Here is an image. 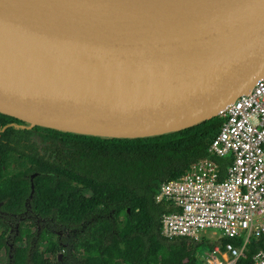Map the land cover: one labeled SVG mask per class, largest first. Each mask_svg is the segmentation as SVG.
<instances>
[{
    "label": "water",
    "instance_id": "1",
    "mask_svg": "<svg viewBox=\"0 0 264 264\" xmlns=\"http://www.w3.org/2000/svg\"><path fill=\"white\" fill-rule=\"evenodd\" d=\"M263 76L264 0H0V113L21 127L166 134Z\"/></svg>",
    "mask_w": 264,
    "mask_h": 264
},
{
    "label": "trees",
    "instance_id": "2",
    "mask_svg": "<svg viewBox=\"0 0 264 264\" xmlns=\"http://www.w3.org/2000/svg\"><path fill=\"white\" fill-rule=\"evenodd\" d=\"M222 122L217 115L166 134L107 138L21 127L28 124L0 113V247L9 229L13 243L0 264H200L197 250L211 245L162 236L161 216L175 209L154 194L209 156ZM211 158L222 171L229 162ZM29 215L35 230L24 224ZM58 232L67 235L60 260ZM260 249L264 235L251 238L237 264Z\"/></svg>",
    "mask_w": 264,
    "mask_h": 264
},
{
    "label": "built area",
    "instance_id": "3",
    "mask_svg": "<svg viewBox=\"0 0 264 264\" xmlns=\"http://www.w3.org/2000/svg\"><path fill=\"white\" fill-rule=\"evenodd\" d=\"M219 116L223 122L208 145L209 156L161 183L154 194L155 202L175 209L161 216L162 236L199 242L218 231L217 242L239 241L223 249L200 250L201 264H237L251 238L264 235V76ZM211 157L229 162L222 171ZM249 264H264V250H258Z\"/></svg>",
    "mask_w": 264,
    "mask_h": 264
},
{
    "label": "flooded vegetation",
    "instance_id": "4",
    "mask_svg": "<svg viewBox=\"0 0 264 264\" xmlns=\"http://www.w3.org/2000/svg\"><path fill=\"white\" fill-rule=\"evenodd\" d=\"M3 215H5V213L0 210V216H3ZM18 218L19 219H22L21 216H18ZM33 218H32V216L29 215L28 218L26 219V222H24V224L27 225V226H29V228L31 230H35V228H36V221L33 220ZM15 227H16V225H15ZM2 232H3V228L1 227L0 234ZM63 239H66L67 240V235H64L63 233L58 232L57 240L59 242V245L62 247V251L58 255L59 260H60L61 255H62L61 253H63L65 251L66 247H67V242L63 241ZM5 244L7 245L6 247L8 249L5 248L4 246H1L0 247V254L3 253V256H4V260L3 261H0V263H5L7 261V259L10 257V254L9 253H10V250L12 249V246H13L11 229H9L8 234L6 235Z\"/></svg>",
    "mask_w": 264,
    "mask_h": 264
},
{
    "label": "crops",
    "instance_id": "5",
    "mask_svg": "<svg viewBox=\"0 0 264 264\" xmlns=\"http://www.w3.org/2000/svg\"><path fill=\"white\" fill-rule=\"evenodd\" d=\"M187 238V237H186ZM210 240H213L212 239V237H208V239L207 238H205V237H203L202 238V240L201 241H199V242H205V244H207V245H211V249L214 247V246H219L220 248H221V240H219L218 242H214V241H210ZM194 241V240H193ZM195 242H197V241H195ZM213 242L215 243L214 244V246H213ZM234 245V244H233ZM202 249H205V250H211V249H209V248H207V247H201L199 250H197V252H196V256L198 257V252L200 251V250H202ZM221 249H223V248H221ZM198 260H200L199 259V257H198ZM200 264H201V261H200Z\"/></svg>",
    "mask_w": 264,
    "mask_h": 264
},
{
    "label": "rangeland",
    "instance_id": "6",
    "mask_svg": "<svg viewBox=\"0 0 264 264\" xmlns=\"http://www.w3.org/2000/svg\"><path fill=\"white\" fill-rule=\"evenodd\" d=\"M211 231H212V230H210V232H211ZM0 232H1V227H0ZM215 232H216V235H213V234L210 235V234H208L209 237H212V236H213V240H210V241L217 242L218 238L220 237V233H219L218 231H215ZM226 240H227V239H226ZM214 242H213V246H214V244H215ZM227 243H230V242H225L224 245L227 244ZM51 258H52V257H51ZM57 258L59 259V257H57ZM3 260H4V256H3V253H1V254H0V261H3ZM111 264H115V263L112 262Z\"/></svg>",
    "mask_w": 264,
    "mask_h": 264
}]
</instances>
